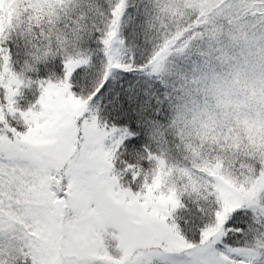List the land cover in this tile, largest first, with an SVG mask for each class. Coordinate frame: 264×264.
<instances>
[{
  "label": "snow or ice",
  "instance_id": "6c2138e0",
  "mask_svg": "<svg viewBox=\"0 0 264 264\" xmlns=\"http://www.w3.org/2000/svg\"><path fill=\"white\" fill-rule=\"evenodd\" d=\"M0 264H264V0H0Z\"/></svg>",
  "mask_w": 264,
  "mask_h": 264
}]
</instances>
